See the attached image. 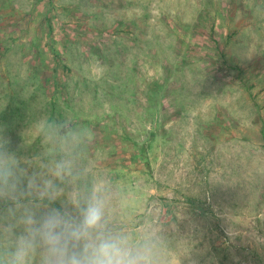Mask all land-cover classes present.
I'll return each instance as SVG.
<instances>
[{"label":"rangeland","instance_id":"1","mask_svg":"<svg viewBox=\"0 0 264 264\" xmlns=\"http://www.w3.org/2000/svg\"><path fill=\"white\" fill-rule=\"evenodd\" d=\"M69 130L173 264H264V0H0V135Z\"/></svg>","mask_w":264,"mask_h":264},{"label":"clouds","instance_id":"2","mask_svg":"<svg viewBox=\"0 0 264 264\" xmlns=\"http://www.w3.org/2000/svg\"><path fill=\"white\" fill-rule=\"evenodd\" d=\"M55 136L47 160L27 161L0 135V264H173L152 232L119 224L109 186L78 164L75 134Z\"/></svg>","mask_w":264,"mask_h":264},{"label":"trees","instance_id":"3","mask_svg":"<svg viewBox=\"0 0 264 264\" xmlns=\"http://www.w3.org/2000/svg\"><path fill=\"white\" fill-rule=\"evenodd\" d=\"M50 24H51V22H50ZM148 84H149V91L152 90L153 93L156 90L159 92L160 91V87L162 86V84L159 82L158 79H153V80L149 81ZM150 99H152V95H150ZM153 100H154V97H153ZM262 133L264 135V131L263 130H262Z\"/></svg>","mask_w":264,"mask_h":264}]
</instances>
